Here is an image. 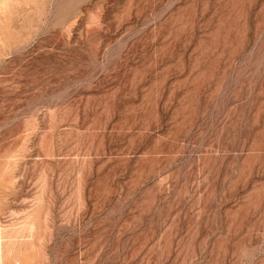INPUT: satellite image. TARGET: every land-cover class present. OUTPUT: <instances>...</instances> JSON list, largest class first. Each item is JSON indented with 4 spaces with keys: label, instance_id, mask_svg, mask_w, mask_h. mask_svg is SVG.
Masks as SVG:
<instances>
[{
    "label": "rangeland",
    "instance_id": "374dc122",
    "mask_svg": "<svg viewBox=\"0 0 264 264\" xmlns=\"http://www.w3.org/2000/svg\"><path fill=\"white\" fill-rule=\"evenodd\" d=\"M0 264H264V0H0Z\"/></svg>",
    "mask_w": 264,
    "mask_h": 264
}]
</instances>
